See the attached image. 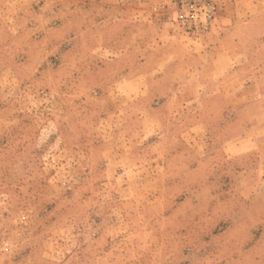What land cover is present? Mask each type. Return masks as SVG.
Here are the masks:
<instances>
[{
    "label": "rangeland",
    "instance_id": "374dc122",
    "mask_svg": "<svg viewBox=\"0 0 264 264\" xmlns=\"http://www.w3.org/2000/svg\"><path fill=\"white\" fill-rule=\"evenodd\" d=\"M209 2L0 0V264H264V0Z\"/></svg>",
    "mask_w": 264,
    "mask_h": 264
},
{
    "label": "built area",
    "instance_id": "2783aa9c",
    "mask_svg": "<svg viewBox=\"0 0 264 264\" xmlns=\"http://www.w3.org/2000/svg\"><path fill=\"white\" fill-rule=\"evenodd\" d=\"M213 16L214 7L209 0H176L174 21L187 32L205 31Z\"/></svg>",
    "mask_w": 264,
    "mask_h": 264
},
{
    "label": "crops",
    "instance_id": "0c3cea01",
    "mask_svg": "<svg viewBox=\"0 0 264 264\" xmlns=\"http://www.w3.org/2000/svg\"><path fill=\"white\" fill-rule=\"evenodd\" d=\"M120 16H121V14H118V15L116 14V18H118V19H119V18H120ZM169 49H170V48H169ZM243 141H244V139H242L240 142H243ZM239 149H241V148H239ZM240 151H243V150H240ZM263 175H264V174H263Z\"/></svg>",
    "mask_w": 264,
    "mask_h": 264
}]
</instances>
